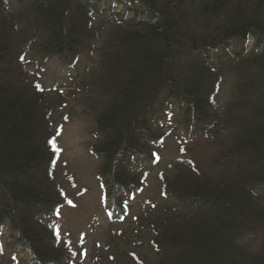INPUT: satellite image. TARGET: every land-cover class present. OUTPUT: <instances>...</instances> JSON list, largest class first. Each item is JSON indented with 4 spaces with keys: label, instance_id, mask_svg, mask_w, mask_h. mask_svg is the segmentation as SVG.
<instances>
[{
    "label": "trees",
    "instance_id": "obj_1",
    "mask_svg": "<svg viewBox=\"0 0 264 264\" xmlns=\"http://www.w3.org/2000/svg\"><path fill=\"white\" fill-rule=\"evenodd\" d=\"M41 60L92 71L105 99L92 151L130 248L94 264H264V0H0V262L77 264L53 220L63 102L29 71ZM174 134L187 157L162 166ZM156 167L162 200L141 201Z\"/></svg>",
    "mask_w": 264,
    "mask_h": 264
},
{
    "label": "rangeland",
    "instance_id": "obj_2",
    "mask_svg": "<svg viewBox=\"0 0 264 264\" xmlns=\"http://www.w3.org/2000/svg\"><path fill=\"white\" fill-rule=\"evenodd\" d=\"M87 63L94 66L96 60L89 58ZM29 71L37 74L44 86L50 89L52 96L55 95L63 102L60 103L62 107L57 109L56 116L57 122L62 124L58 137L60 159L57 174L65 187L67 202L58 217L53 219L54 223L64 242L76 251L74 260H77V264H94V256L104 250L105 253L116 255L119 261H124V251L130 247L123 239L119 238L113 242L111 240L114 235L111 230L121 228L123 224H114L110 212L105 209L99 161L92 151L95 142V118L105 100L93 86L92 71L88 72L83 66L70 71L57 60H41L39 66L29 67ZM233 82L232 75L226 77L221 84L220 97H230ZM175 136H170L159 151L163 158L162 166L179 157H187L181 154L180 137ZM188 149L195 152L198 163L203 166L213 159L212 150L203 141L188 146ZM160 169L161 167H156L150 170L149 184L141 195V201L146 198L162 200L159 186ZM136 214V211H132L126 222H132ZM258 237L252 238L257 240ZM143 251L144 255H149L151 247L146 243ZM8 256L4 254L0 264L11 263Z\"/></svg>",
    "mask_w": 264,
    "mask_h": 264
},
{
    "label": "snow or ice",
    "instance_id": "obj_3",
    "mask_svg": "<svg viewBox=\"0 0 264 264\" xmlns=\"http://www.w3.org/2000/svg\"><path fill=\"white\" fill-rule=\"evenodd\" d=\"M66 119H67V118H66ZM58 134H59V133H58ZM50 142L53 143V144H55L56 141H55V139H53V140L50 141Z\"/></svg>",
    "mask_w": 264,
    "mask_h": 264
}]
</instances>
